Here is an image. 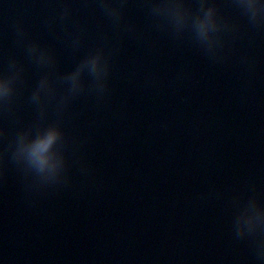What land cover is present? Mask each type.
Segmentation results:
<instances>
[{
    "label": "water",
    "instance_id": "1",
    "mask_svg": "<svg viewBox=\"0 0 264 264\" xmlns=\"http://www.w3.org/2000/svg\"><path fill=\"white\" fill-rule=\"evenodd\" d=\"M0 264H264V0H0Z\"/></svg>",
    "mask_w": 264,
    "mask_h": 264
}]
</instances>
